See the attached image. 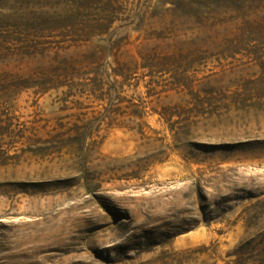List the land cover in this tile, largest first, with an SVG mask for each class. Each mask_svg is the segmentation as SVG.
I'll return each instance as SVG.
<instances>
[{
    "label": "rangeland",
    "instance_id": "374dc122",
    "mask_svg": "<svg viewBox=\"0 0 264 264\" xmlns=\"http://www.w3.org/2000/svg\"><path fill=\"white\" fill-rule=\"evenodd\" d=\"M0 264H264V0H0Z\"/></svg>",
    "mask_w": 264,
    "mask_h": 264
}]
</instances>
